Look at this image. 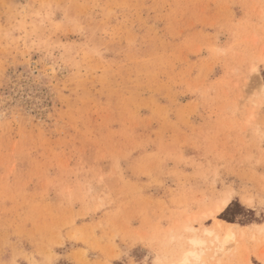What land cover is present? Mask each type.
<instances>
[{
  "label": "rangeland",
  "instance_id": "rangeland-1",
  "mask_svg": "<svg viewBox=\"0 0 264 264\" xmlns=\"http://www.w3.org/2000/svg\"><path fill=\"white\" fill-rule=\"evenodd\" d=\"M227 190L264 223V0H0V264H172Z\"/></svg>",
  "mask_w": 264,
  "mask_h": 264
},
{
  "label": "bare ground",
  "instance_id": "bare-ground-1",
  "mask_svg": "<svg viewBox=\"0 0 264 264\" xmlns=\"http://www.w3.org/2000/svg\"><path fill=\"white\" fill-rule=\"evenodd\" d=\"M231 199H232V191L227 190L215 201V203L212 205L211 208H209L208 210H205L204 212H201L202 218L212 217L213 219L215 218L216 220L213 223V226L201 228L200 235H198L199 233L194 234V231H195L194 227L186 226V225L184 226L183 229L186 232L191 233V235L188 236V239L186 238V240H188V243H189L188 248L186 247L187 249L183 250L181 254H179L177 262L175 263L170 262V263L172 264H196L197 262L201 261L202 264H205V262L202 261V255L204 252L203 247L209 243L208 246L209 248L212 249V254H210V256H211V259L212 258L214 259V263H211V264H219L221 261V258L216 255L218 254L221 255V254H224V252H227V248L229 250V247L231 246L233 239L235 238L243 239L244 237L247 236V233L249 231L251 232L256 231L255 233L264 234V223L257 224V225L255 224L253 226H249V225L241 226L236 223L228 222V221H225V220H222L216 217L217 214L222 212L227 207ZM246 200L250 201V199L248 198ZM204 236L207 237V239H204L203 238ZM229 242L231 243L229 244Z\"/></svg>",
  "mask_w": 264,
  "mask_h": 264
},
{
  "label": "trees",
  "instance_id": "trees-1",
  "mask_svg": "<svg viewBox=\"0 0 264 264\" xmlns=\"http://www.w3.org/2000/svg\"><path fill=\"white\" fill-rule=\"evenodd\" d=\"M231 207H232V204L227 206L225 211L222 214L219 215V218L224 219V220H226L228 222H234V218L233 217L226 216L227 212L230 211Z\"/></svg>",
  "mask_w": 264,
  "mask_h": 264
}]
</instances>
